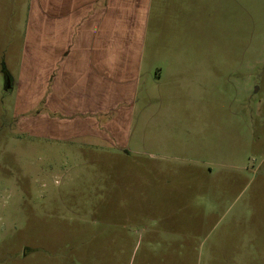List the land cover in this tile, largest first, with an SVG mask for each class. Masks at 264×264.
Returning <instances> with one entry per match:
<instances>
[{
	"label": "rangeland",
	"instance_id": "obj_1",
	"mask_svg": "<svg viewBox=\"0 0 264 264\" xmlns=\"http://www.w3.org/2000/svg\"><path fill=\"white\" fill-rule=\"evenodd\" d=\"M219 1L110 138L20 114L29 0H0V264H264V0Z\"/></svg>",
	"mask_w": 264,
	"mask_h": 264
},
{
	"label": "crops",
	"instance_id": "obj_2",
	"mask_svg": "<svg viewBox=\"0 0 264 264\" xmlns=\"http://www.w3.org/2000/svg\"><path fill=\"white\" fill-rule=\"evenodd\" d=\"M218 2L29 0L20 114L41 106L43 135L79 126L87 135L126 136L135 105L159 98L163 74L188 71V24L199 27Z\"/></svg>",
	"mask_w": 264,
	"mask_h": 264
},
{
	"label": "trees",
	"instance_id": "obj_3",
	"mask_svg": "<svg viewBox=\"0 0 264 264\" xmlns=\"http://www.w3.org/2000/svg\"><path fill=\"white\" fill-rule=\"evenodd\" d=\"M8 81H11L9 75H7V83L6 84H8ZM6 89H9L8 85H6Z\"/></svg>",
	"mask_w": 264,
	"mask_h": 264
},
{
	"label": "water",
	"instance_id": "obj_4",
	"mask_svg": "<svg viewBox=\"0 0 264 264\" xmlns=\"http://www.w3.org/2000/svg\"><path fill=\"white\" fill-rule=\"evenodd\" d=\"M7 85H8V87L10 88V87H11V82H10V81H8V84H7Z\"/></svg>",
	"mask_w": 264,
	"mask_h": 264
}]
</instances>
